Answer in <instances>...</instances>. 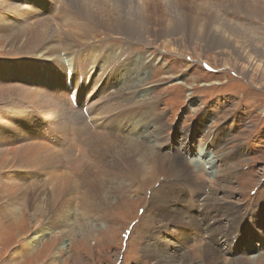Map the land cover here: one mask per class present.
Segmentation results:
<instances>
[{"label":"rangeland","instance_id":"rangeland-1","mask_svg":"<svg viewBox=\"0 0 264 264\" xmlns=\"http://www.w3.org/2000/svg\"><path fill=\"white\" fill-rule=\"evenodd\" d=\"M11 1V8L4 5L6 15L0 14V58L5 60L0 71L9 65L6 74V80H9L6 85L0 82V152L4 155L7 151L13 154L16 149L27 152L30 151L29 146L32 148L34 145H40L44 150L39 151L41 153L31 151L34 157L30 155L28 163L19 159L14 161L13 167L0 168V264H167L159 256V253L167 254L162 250L163 246L148 239L152 238L154 230L159 233L171 227L162 223L180 219L170 213L169 202L183 206L189 213H192L193 206L183 203L178 187L181 172L174 162V154H167L164 149L172 139L188 137L193 130L201 133L198 139L203 140L198 141L202 148L210 147L223 156L215 163H209L213 166V173H217L213 179L207 171H201L203 168L190 164L191 158H197L194 149L199 145L193 141L194 136L189 137L192 142H187L190 151L185 164L191 171L193 166L197 167L214 182L212 188L221 191L217 203L207 204L209 207L216 204L214 219L202 217L200 222L206 232L211 222H223L222 228L229 225L228 229L223 228L229 239L233 235H230V230L249 228L250 222L259 216L253 218L251 215L253 206L264 211V56L260 54L264 49V14L251 11V6L255 7L254 0H207L214 4L216 13L213 20L220 30L206 31L209 40L204 33L200 37L205 40H195L190 36L191 15L196 10V3L191 4L190 0H149L159 5L179 7L163 11L158 6L156 16L160 18L155 16L149 20V34L155 41L144 39L133 43L134 46L127 45L131 42L123 35L110 34L108 28H92L91 21L83 19L88 26L82 25L83 20L76 12L78 19L74 16L71 21L78 27H86L84 34L91 41L73 47L78 49L74 52L65 47V39L71 44L72 40L57 32L56 37L53 35V39L47 40V43L57 45L53 50L55 60L48 59L44 45L36 49L18 46L15 40L18 38L20 43L26 41L22 29L31 21L29 15L35 18L33 14L36 13L34 6L24 4L23 0ZM154 3L149 5L156 7ZM48 7L54 9L44 13L46 18L58 24L75 13L71 8L66 12L63 0L51 1ZM207 9L209 12L205 18L214 13ZM250 32L263 41L260 46L251 40V35L248 40L243 37ZM221 38L222 43L218 42ZM166 40H176L177 45L174 46L177 49L164 47L161 41ZM58 53L59 58L56 56ZM94 60L100 64L93 63ZM41 63L45 64L41 67ZM70 63L72 70L74 66L77 69V64L85 67L84 71L79 68L80 72L74 77L78 80L81 95L78 100L75 97L74 102L67 87L66 68ZM56 73L60 76L52 78ZM105 76L109 80L105 85L107 91L100 92L104 82H99V79ZM43 77L49 80L45 81ZM60 77H64V81ZM48 81H51L49 86ZM95 85H98L99 97L91 96ZM108 87L115 89L109 90ZM24 88H28L24 92L27 95L23 93ZM125 89L127 91L124 92ZM33 97L39 103L50 102V107L56 106L57 118L52 117L46 124L34 120L29 126L33 115L39 116L38 110L42 109L29 103ZM146 99H154L157 104L151 106L139 102ZM103 103L112 109L107 116L115 117L107 128L95 127L90 115L103 111ZM207 107L215 118L200 111ZM59 119L64 128L58 124ZM126 124L135 130L131 132L125 128ZM143 130L152 138L148 146L153 147L152 143H155L153 151L163 153L164 162L161 159V163L157 167L153 164L148 172L130 173L125 157L130 150L142 148L141 143L135 141L145 138ZM89 136L91 138H87ZM161 140L160 147L158 141ZM205 142L207 144L203 146ZM178 145L181 146V141L174 147L177 149ZM63 146L65 149H61ZM78 148L80 151L75 154ZM10 153L7 160L13 158ZM210 153L216 157L214 152ZM204 155L201 156L203 161ZM136 157L138 155H134V162ZM139 158L138 162L142 154ZM203 163L206 168L207 163ZM149 164L143 160V168ZM68 169L72 173L66 171ZM61 171L71 174L67 182L60 177L64 175ZM170 188L178 191L177 194H171ZM256 193H259L258 200L255 199ZM201 203L198 202V207L203 208ZM13 206L19 209L16 217L8 211ZM4 207L8 208V218L3 216ZM156 210L163 217L158 216V212L156 215ZM260 210L258 213H263ZM254 228H257L256 223ZM147 242L152 243L151 251L147 249ZM216 244L217 239L210 240V245ZM174 246L177 247L176 244ZM201 246L202 241L194 244L182 257L189 262L194 261V264L198 258L202 260L198 264H217L223 260L216 254V261L213 260L215 255L200 258ZM262 254L264 252L251 254L253 256L250 255L245 264H264Z\"/></svg>","mask_w":264,"mask_h":264},{"label":"bare ground","instance_id":"bare-ground-1","mask_svg":"<svg viewBox=\"0 0 264 264\" xmlns=\"http://www.w3.org/2000/svg\"><path fill=\"white\" fill-rule=\"evenodd\" d=\"M24 1V4H27V5H32L34 6V9L33 11L36 13V14H33L35 16V18L31 17L29 15L31 19L30 22L28 23H25L22 29V33L23 34H26V41L24 43H20L19 39L17 38L15 41L18 44V46H23L22 49H26V48H30V49H36L37 47H41V45H44V50H45V53L48 52V55L51 54V55H47L48 59H54L55 60V55L53 52V50L57 49V45L56 43L54 42H51V43H47V40L48 38L53 39V35L54 37H56L57 35V32L61 33V36H66L67 38H70L72 40V44L70 42V40L68 39H65V47L67 50H70L72 49L71 51H78V49L76 48H73L83 42H90L91 39H89V37L87 35L84 34L85 30H86V27H78L77 25H74V22H72V18H74L76 12L79 13V16L78 18H80V20H88L89 22L91 21L92 22V28H95V27H105V28H108L109 31H110V34H114L113 36H121L123 35L122 37H125L126 39H128V41H130L131 43H126L127 45H132L133 43H138L139 41L143 42L144 39H150L151 41H155V39L149 34L151 31H150V22L149 20H151V18L155 17L156 14H157V8L158 6L162 7L163 11H166V9H170V7H173V9H177L179 7L178 6H169V5H165V4H161L159 5L158 4H155L154 1L150 2L149 0H63V4H64V8L66 9V12L68 10V8H71L74 10L75 13H72V14H69L68 17H71L70 19L66 18L65 17V14L61 17L62 19L65 17V21H60V22H63L62 24L56 21H51V19H47L45 14L44 13H47L48 11H51L52 9H54L53 7L52 8H49L48 5L51 1H53V3L55 1L59 2V0H23ZM181 1V0H180ZM188 1V0H187ZM213 1V0H212ZM151 3H154L156 7L154 6H150L149 4ZM190 3L191 4H194L196 3V6H195V12L193 15H191V19H192V31L190 32V36H192L191 38L192 39H202L200 37V35L202 36V34L206 31H220L219 28L214 24L215 21L213 20V16L214 14L216 13L215 11V7H214V4L208 2L207 0H190ZM58 4V3H57ZM237 4V3H236ZM4 5H6L7 8H11L13 6V2L11 0H0V14H5L6 13L4 12ZM163 5V6H162ZM253 6L251 11L252 12H256V13H260V14H264V0H254V3H253ZM152 8H156L155 10H153ZM207 8H210L211 10L214 11L213 14H211L209 17L205 18V16L208 14L209 10ZM24 9V8H23ZM167 9V11H168ZM172 9V10H173ZM224 9V8H223ZM174 11V10H173ZM177 11H180L179 9ZM181 11L182 8H181ZM165 13V12H164ZM173 14V13H172ZM202 14H203V17H202ZM178 15V14H177ZM3 17V16H2ZM156 17H159L160 16H156ZM165 17V16H163ZM174 17V16H173ZM1 18V16H0ZM75 18H77V16H75ZM77 18V19H78ZM166 18V17H165ZM205 18V21L201 23L202 19ZM175 19V18H174ZM83 20L82 25L84 26H88V22H85ZM168 20V19H167ZM170 23V22H169ZM177 23V22H176ZM190 23V22H189ZM181 24V23H180ZM179 25V24H178ZM182 25V24H181ZM210 27H209V26ZM176 27V26H175ZM89 28V27H88ZM162 28V27H161ZM176 29V28H175ZM189 30V29H188ZM101 31V30H100ZM103 31V30H102ZM225 32V31H224ZM197 35H196V34ZM251 33V32H250ZM171 34V33H170ZM206 35V34H205ZM225 35V34H223ZM251 35V36H249ZM185 36V35H184ZM189 36V35H188ZM246 40H248V37H251V40L256 43L258 46H260L263 41L257 39L252 33L248 35H244L243 36ZM130 39H133V40H138V41H131ZM206 39H208V36L206 35ZM234 39V38H233ZM57 40V39H56ZM168 40V39H167ZM161 41V44L167 47H170V46H174L176 44V40H173V41ZM188 40V39H187ZM202 40H205V39H202ZM54 41V40H53ZM194 41V40H193ZM223 41V38L219 39L218 42L222 43ZM190 42V41H189ZM203 42V41H202ZM225 43V42H224ZM234 43V42H233ZM241 43V42H240ZM156 44V43H154ZM177 45V44H176ZM248 45V43H247ZM134 46V44H133ZM235 46V45H234ZM175 49H177L175 46H174ZM263 51L260 53L262 56H264V49H262ZM60 51V50H58ZM70 51V52H71ZM84 51V50H83ZM82 51V52H83ZM111 51V49L109 50V52ZM257 51V50H256ZM61 52V51H60ZM72 52L71 55L74 53ZM63 53V52H62ZM60 53L56 54V56L59 58ZM80 54V52H79ZM257 54V53H256ZM63 55V54H62ZM82 55V54H81ZM86 56V55H85ZM84 56V57H85ZM71 58V56H69ZM100 59H103L104 57L103 56H99ZM134 57V56H133ZM69 58V59H70ZM86 58V57H85ZM1 59V58H0ZM62 60V58H60ZM75 59V58H74ZM89 60V59H88ZM70 61V60H69ZM92 61V60H91ZM247 61V60H246ZM5 63V60H0V67L2 66V64ZM48 63V62H47ZM46 63V64H47ZM93 63H97V64H100V61H96L94 60ZM45 63H41V67L42 65H44ZM64 64V63H63ZM135 64V63H134ZM71 65L72 63H70L67 68H66V73L67 75L69 76V86L73 87V88H76L78 85H77V78H74L76 73H79L78 72V69H82L81 71H84L85 70V67L82 65V64H77V69H76V66H74L75 68L72 70L71 69ZM18 66V65H16ZM48 66V64H47ZM95 66V65H94ZM28 67V66H27ZM111 67V66H110ZM9 68V65H6L3 67V69H5L4 71H0V82H3V85H6V82L9 80L7 79L6 80V74L8 72V69ZM62 68V67H61ZM93 68V67H91ZM14 69V68H13ZM76 69V70H75ZM95 69V68H94ZM93 69V70H94ZM141 70V69H140ZM42 71V70H41ZM101 73V72H100ZM41 74V73H40ZM116 74V73H115ZM60 76L59 73L57 74H53L52 78H55V76ZM116 76V75H115ZM51 78V77H50ZM51 78V80H52ZM79 78V77H78ZM96 77H94V79H96ZM145 78V77H144ZM42 79H44L45 81L49 80L48 78H45L43 77ZM61 81H64V77H60ZM142 79V78H141ZM114 80V79H112ZM32 81V80H31ZM41 81V80H40ZM67 81V83H68ZM127 81V80H126ZM51 82V81H48L47 82V85L48 83ZM99 82H104L101 87L99 88L100 89V92L103 91V92H106L107 91V88L105 87V85L109 82L108 80V77L105 76L101 79H99ZM129 82V81H128ZM141 82V81H140ZM139 82V83H140ZM127 83V82H126ZM99 84V83H98ZM144 82L141 84L143 85ZM76 85V87H75ZM116 85V84H115ZM126 85V84H125ZM49 86V85H48ZM84 86V85H83ZM132 86V85H131ZM97 87L98 85H95L94 88H92L91 90V96H95V97H99V92L96 91L97 90ZM115 87V86H114ZM140 87V86H139ZM152 87H154V85H152ZM5 88V87H4ZM3 88V89H4ZM109 90H111L112 88L111 87H108ZM2 89V88H1ZM13 89V88H12ZM16 89V88H15ZM28 89V88H27ZM24 88L23 90V93L24 92H27L28 90ZM98 89V90H99ZM115 89V88H114ZM112 89V90H114ZM117 89V88H116ZM27 90V91H26ZM108 90V91H109ZM123 90V89H122ZM2 91V90H1ZM17 91V89H16ZM127 91V89L124 90V92ZM134 91V90H133ZM7 92H9L7 90ZM31 92V91H30ZM111 92V91H110ZM109 92V93H110ZM114 92V91H112ZM117 92V90H116ZM6 93V92H4ZM10 93V92H9ZM8 93V94H9ZM12 93V92H11ZM29 93V92H28ZM32 93V92H31ZM78 93H79V87H78ZM141 93V92H140ZM26 94V93H24ZM104 94V93H103ZM107 94V93H106ZM117 94V93H116ZM119 94V93H118ZM27 95V94H26ZM108 95V94H107ZM113 95V94H112ZM34 96V95H33ZM50 96V95H49ZM120 96V95H119ZM136 96V95H135ZM28 97H32V96H28ZM38 97V95H37ZM107 97V96H106ZM109 97V96H108ZM25 98V97H23ZM27 98V97H26ZM77 98H78V95H77ZM148 99V98H147ZM146 100H142V101H139L141 102L142 105H151V106H154L155 104H157L156 101H154V99H152L153 101H151V99H149V101ZM157 100V99H156ZM53 102H55L57 104L56 101L52 100ZM126 101V100H125ZM137 101V100H136ZM127 102V101H126ZM159 102V101H158ZM29 103H32L34 106L36 105H39L42 107V109L38 110V113H39V116L38 115H33V119L30 120V125L33 124L34 120H38V122L41 124H46L47 122H49V120L53 119V118H57V114L56 112H54V109H56L53 105L50 107V102H47L46 104L44 103H39L37 101L36 98L33 97L32 100H30ZM136 103V102H135ZM119 104V103H118ZM58 106H60L59 104H57ZM130 106V102L128 104ZM133 105V104H132ZM112 106V105H111ZM110 106V107H111ZM125 106V105H124ZM128 107V106H127ZM156 107V106H155ZM130 108V107H129ZM38 109V108H37ZM59 109V108H58ZM62 109V108H60ZM153 108H150V111H152ZM157 111V115L158 113V108L155 109ZM62 111V110H61ZM64 111V110H63ZM112 111V109L109 110L108 106L103 103V111L99 112L97 115L95 114H90L91 115V121L94 123L95 127H99L101 126V128H107L108 125H110L109 123L115 119V117H109L107 116V114H109V112ZM45 112V113H44ZM60 113V112H59ZM93 113V112H92ZM118 113V112H117ZM72 114V113H71ZM65 115V114H64ZM69 116H70V112H69ZM116 116V115H115ZM39 117V118H38ZM53 117V118H52ZM75 117V115H74ZM132 117H136V115H132ZM72 119V118H71ZM108 119V120H107ZM125 119V118H124ZM123 119V120H124ZM133 119V118H132ZM58 120V119H57ZM67 120V119H66ZM160 120V119H159ZM159 120H158V123H159ZM207 120V119H206ZM118 121V119H117ZM125 121V120H124ZM65 122V121H64ZM119 122V121H118ZM132 122V120H131ZM75 125H76V122H74ZM120 123V122H119ZM58 124L60 125V119L58 121ZM71 124V123H70ZM118 124V123H117ZM105 125V127H103ZM116 125V124H115ZM4 126V125H3ZM66 126V125H65ZM142 126V125H141ZM61 128H64V125H60ZM114 127V126H113ZM117 128V127H116ZM125 128H127L128 130H130L132 132L133 129L130 128V125L129 124H126ZM74 129H76L74 127ZM194 129V128H193ZM79 130V129H78ZM135 130V129H134ZM133 130V131H134ZM148 130V129H147ZM42 131V130H41ZM50 131V130H49ZM60 131V130H59ZM178 131V130H177ZM146 130H143V136L145 138H143L141 141L137 140L135 142L137 143H141L140 145H142V148H143V151H142V148L138 151L136 149H132L129 151V154H127V156L125 157L126 159V162L129 163V172L130 173H138L139 171L141 170H145L146 172H148L152 167H153V164L157 167L159 165V163H161V159L163 160V153H155L153 151V148H155L154 144L155 143H152L153 144V147L151 146H148L150 143H151V137L148 136V134L145 133ZM61 133V132H60ZM141 133V132H140ZM207 133V131H206ZM42 134H44L42 132ZM62 134V133H61ZM82 134H83V131H82ZM88 134V133H86ZM103 134V133H101ZM201 134V133H200ZM60 135V134H59ZM58 135V136H59ZM142 135V134H141ZM99 136V134L97 135ZM96 136V137H97ZM81 137V136H80ZM140 137V136H139ZM189 137H193V134H190L188 135L187 139L185 141H181V146L179 147L178 145V148L175 150L177 151H181L184 155H186V158L188 157V154H189V151H190V147L187 146V142L190 140ZM82 138V137H81ZM87 138H91L90 136L87 137ZM144 140V141H143ZM213 140V139H212ZM92 141V140H91ZM130 141V140H129ZM139 141V142H138ZM78 142V141H77ZM161 141H158V144L159 146L161 145ZM132 143V142H131ZM126 144V143H125ZM207 144V142H205L203 144V146H205ZM42 145V144H41ZM138 145V144H137ZM136 145V146H137ZM139 146V145H138ZM200 146V145H199ZM46 146L44 145V148ZM140 147V146H139ZM161 147V146H160ZM30 148V151H27V152H20L19 149H16L13 154H11L10 152H5V155L4 153L0 152V168H3V169H6L8 166L14 165V161L15 160H19L24 162V163H28L29 159L34 155L31 154L30 152L33 151L34 153H37L41 150H44L42 146L40 145H34L32 148L29 146ZM75 148V147H74ZM47 149V148H46ZM61 149H65V146H63ZM139 149V148H138ZM59 150V149H58ZM158 150H160L161 152V148H158ZM141 151V152H140ZM132 152V153H131ZM10 153L13 158L12 160H7L10 156H8L7 154ZM30 153V154H29ZM41 153V152H39ZM205 153V152H201V155ZM140 154H142V159L140 160V162H138V160L140 159L139 156ZM168 154V153H167ZM176 154V153H174ZM200 154V153H199ZM31 155V157H30ZM40 155V154H39ZM134 155H138V157H136V161L134 162L133 161V157ZM182 154L180 153L179 156H176L174 157V162L176 163V166H177V169H179V171L181 172V176L183 175H186V176H189L191 172L189 167L185 164V160L182 156ZM195 155V154H194ZM204 155V154H203ZM197 156V155H196ZM47 157V156H46ZM194 157V156H193ZM204 159L205 161L201 160L199 161L197 158H191L190 159V164L192 165H196L198 168H203V170L201 171H205L206 173V170H205V165L203 162H206L207 164L209 163V161L207 160L206 158V155H204ZM59 158V157H58ZM85 158V157H84ZM203 158V157H202ZM40 157H38V161H39ZM46 159V158H45ZM44 159V160H45ZM49 159V158H48ZM60 159V158H59ZM119 159V158H118ZM145 159V161L147 163H150L148 165V167H145L143 168V160ZM34 160V159H33ZM62 160V158L60 159ZM198 160V161H197ZM36 161V159H35ZM34 161V162H35ZM41 161V160H40ZM39 163H42L40 162ZM47 162V161H45ZM164 162V160H163ZM37 163V161H36ZM35 163V164H36ZM215 163V161H214ZM80 164V163H79ZM189 164V165H190ZM42 165V164H41ZM118 165V164H117ZM120 166V165H119ZM25 167V166H24ZM88 167V166H87ZM10 168V167H9ZM126 168V167H125ZM13 170V169H12ZM224 170V169H223ZM53 171V170H51ZM50 171V172H51ZM65 171V170H64ZM66 171H69L66 170ZM58 172V170H57ZM62 172V171H61ZM70 173H72L71 171H69ZM68 172V174H65V172L63 173L64 175L63 176H60V177H63L62 180L64 182H67V177L71 174ZM194 173V172H193ZM201 174H203V172H200ZM58 174V173H56ZM208 174V173H207ZM61 175V174H60ZM220 175V174H219ZM58 176V175H57ZM216 176V175H215ZM59 177V176H58ZM144 177V176H143ZM150 177L152 178V175H150ZM218 177V176H217ZM220 177V176H219ZM56 178V177H55ZM2 179V178H1ZM0 179V180H1ZM57 179V178H56ZM71 179V178H70ZM2 181V180H1ZM8 181V180H7ZM70 181V180H69ZM74 181V180H73ZM111 181V180H110ZM10 181H8L9 183ZM7 183V182H6ZM7 183V184H8ZM2 184H4L2 182ZM10 184V183H9ZM8 184V185H9ZM54 184V183H53ZM7 185V186H8ZM65 185V184H64ZM12 186V185H11ZM178 186V185H177ZM3 187V185H2ZM10 187V185H9ZM22 187V186H21ZM59 187V186H58ZM65 187V186H64ZM19 188V187H18ZM163 188V187H162ZM207 188V187H206ZM205 188V190H206ZM4 189V187H3ZM7 189V188H6ZM11 189V188H10ZM67 189V188H66ZM70 189V188H69ZM161 188L158 189V191L160 190ZM5 190V189H4ZM12 190H16V189H12ZM62 190V189H61ZM64 190V189H63ZM11 191V190H10ZM17 191V190H16ZM157 191V192H158ZM7 192V191H6ZM162 192V190H161ZM178 191H174V188H170V193L171 194H177ZM221 191H216L215 189H211L210 193L207 194V197L204 198V201L206 204H209L210 202L212 201H216L215 203H217L218 199V195L220 194ZM2 193V192H0ZM56 193V192H55ZM164 193V192H162ZM161 193V194H162ZM80 195V194H79ZM165 196V195H164ZM3 199V198H2ZM202 205V203H201ZM214 205V204H212ZM3 207V204L2 206ZM3 209H6V211H3L4 212V217L8 218V216L10 214H12L13 216H17L18 212H19V209L18 208H15L14 206L11 207V208H3ZM7 209L9 211V215H8V212H7ZM238 210V209H237ZM191 211V210H190ZM156 212H158L160 215H158ZM156 215L158 216H162L161 212L159 210H156L155 211ZM240 213V212H239ZM203 215V214H202ZM180 217V216H179ZM214 219V218H213ZM173 221V220H171ZM214 221V220H213ZM237 222H240L237 220ZM258 222V223H257ZM256 222V226L257 228L256 229H260V230H263L264 229V213H259V216H258V220ZM212 223V222H211ZM232 226V225H231ZM259 226V227H258ZM229 227V225H224L223 228L224 229H227ZM220 229V227H219ZM232 229V228H231ZM255 229V230H256ZM240 229H236L234 234L235 236L236 235H240L239 236H242L244 232H239ZM155 233V232H153ZM245 236H248V233L247 234H244ZM150 236V235H149ZM256 236V235H254ZM253 236V237H254ZM257 237H259V235H257ZM216 239V236H215V233H212V236H211V241L213 242L214 240ZM226 240H227V237H226ZM247 241H249L251 244H252V239L251 237H248L247 238ZM150 242V241H149ZM147 242V249L149 251H151L150 249V245H152V243H149ZM248 244V243H246ZM201 245V244H200ZM175 248V246L172 247V249ZM200 248V247H199ZM196 249V248H195ZM201 249H203V253H201ZM199 249L200 250V255H198V251H197V255L200 257V258H207L208 256H212V255H217V258L219 257V255L221 257L222 256V252H218L217 250L215 251L214 249H211V247L209 246V242L208 244L205 243L203 245V247ZM162 250L164 252H166L167 254H164V253H159V256L160 258L167 262V264H194V261L193 262H189L187 260H185L182 256H184L185 254H175L173 252H170L169 250H167L165 247H162ZM188 253V252H187ZM173 254V255H172ZM176 255V257L174 256ZM216 255L215 257H213V260L216 261ZM253 256V255H251ZM251 256H249L248 258H250ZM262 256H264V254H262ZM182 257V258H181ZM247 258V259H248ZM264 258V257H262ZM220 259V258H219ZM246 259V260H247ZM262 260V259H261ZM202 261L201 259H197L196 261V264H198V262ZM225 264H228V262H230L229 264H245V259H236V260H231L230 258H228L227 260H225ZM233 261V263L231 262ZM223 263V260H220V262H218L217 264H222Z\"/></svg>","mask_w":264,"mask_h":264}]
</instances>
